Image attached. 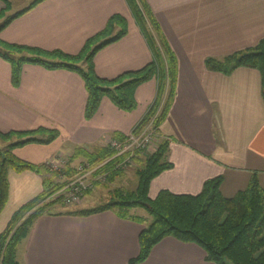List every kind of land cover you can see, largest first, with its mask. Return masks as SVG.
<instances>
[{
  "label": "crops",
  "instance_id": "crops-1",
  "mask_svg": "<svg viewBox=\"0 0 264 264\" xmlns=\"http://www.w3.org/2000/svg\"><path fill=\"white\" fill-rule=\"evenodd\" d=\"M146 2L177 59L175 93L159 125V135L170 138L167 156L172 167L150 181L148 195L154 198L161 189L195 194L205 180L216 176L222 177L219 188L226 197L244 189L253 175L264 187L260 72L239 66L225 74L205 64L208 57L253 47L264 37V0ZM3 7L0 0V11ZM116 13L126 19V32L93 57L96 73L114 78L152 60L126 0H39L3 26L0 39L76 54ZM156 91L153 77L136 87L134 109L122 110L104 96L96 112L86 118L88 95L78 72L24 62L14 85L11 65L0 55V131L58 130L48 143L29 142L13 149L18 158L40 165L60 153L73 154L77 147L100 148L114 133H129L148 111ZM43 182V170H8L0 232L22 204L43 191ZM132 212L143 220L120 216L112 209L87 215L41 214L16 247L17 264H129L140 250L139 233L150 221ZM135 264L215 263L205 259L199 245L166 236Z\"/></svg>",
  "mask_w": 264,
  "mask_h": 264
},
{
  "label": "trees",
  "instance_id": "trees-1",
  "mask_svg": "<svg viewBox=\"0 0 264 264\" xmlns=\"http://www.w3.org/2000/svg\"><path fill=\"white\" fill-rule=\"evenodd\" d=\"M37 1L39 0H34L28 7L11 14L1 22L0 29ZM126 2L152 52V60L144 67L125 71L114 78L101 77L96 73L93 64L95 53L126 32V19L116 13L110 16L102 30L85 41L76 54L66 53L60 49L46 50L9 43L0 39V55L11 65L12 83L14 85L19 83L21 66L24 62L40 63L48 68L63 67L74 70L84 80L88 95L84 115L90 118L104 96L122 110L134 109L137 104L134 96L136 87L156 77L155 99L130 132H140L153 117L152 125L159 133V125L175 93L177 59L146 0H126ZM3 10L0 11V15L4 13ZM205 64L208 69L225 74L231 73L239 66L258 69L264 100V37L253 47L220 58L208 57ZM58 134L56 129L43 127L25 131H0V139L7 142L0 149V212L8 196V170L41 171L45 166V163L35 165L18 158L13 153V149L29 142L48 143ZM124 136L125 134L122 133L113 134V137L118 139H123ZM160 137L155 147L142 151L134 157L133 161L138 163L137 184L134 189L114 187L109 190V199L102 205L60 213L87 215L112 209L120 216L142 221L141 217L130 214L129 209L132 207L146 209L151 220L140 231V250L129 260V264L143 261L151 248L166 236L199 245L205 251V259L215 264H264V187L258 177L253 175L248 185L231 197H226L220 192L222 177L216 176L205 180L198 193H174L161 189L154 198H151L148 195L150 181L163 170L172 167L167 156L170 138ZM111 154L113 150L108 145H104L93 152L77 147L72 155L73 158L83 156L95 162ZM122 173L123 171L113 172L110 175V182ZM43 183V191L22 204L0 232V264H17L18 243L27 235L33 221L39 215L46 213L47 204H39L46 198L48 190L49 192L52 190V180L50 177H45Z\"/></svg>",
  "mask_w": 264,
  "mask_h": 264
},
{
  "label": "rangeland",
  "instance_id": "rangeland-1",
  "mask_svg": "<svg viewBox=\"0 0 264 264\" xmlns=\"http://www.w3.org/2000/svg\"><path fill=\"white\" fill-rule=\"evenodd\" d=\"M30 1L31 0H2L4 7L1 10L4 9L3 10L4 13L0 15L1 16L0 21L3 22L11 14H15L18 11L24 9L25 8L24 6L28 4ZM160 138L161 137L159 136L158 139ZM110 139L105 145L109 146L108 143ZM6 143L7 142H4V140L0 139V149L4 147ZM100 147H103V146H100ZM82 148L83 150L84 148H86L85 150L89 152H93L98 149V147L97 148L82 147ZM58 156H60L58 160L60 161L58 162L60 166L58 165V167H54L48 162H46L45 166L41 169L43 170L44 178L50 177L52 180V190H50V192L48 190L47 192L48 194L46 198L39 204V205L47 204L46 213H60V212L75 211L78 209H87V208L99 206V205L104 204L109 199V190H111L112 188L123 187L125 189L132 190L135 188L137 184L136 168L138 167V163L133 162V165L128 167L125 171H123L122 176H117L113 182L109 181L107 183L97 184L96 187L99 186V188L95 190L96 188L95 187L93 189L95 191L92 192V194L90 195V197H88V199H86L87 194L93 190H91L86 195H83L80 198H77L75 200L70 199L68 196L69 195L68 193L62 195L60 194V192H58L59 187L67 182L68 178L73 173L75 167H77L81 162L85 163L89 160L83 156L73 158L72 154L69 155L66 153H60L58 154ZM132 211H137L138 213H142L143 214L142 216H145L148 219V221L151 220L150 214L143 207H132L129 209V213L133 214Z\"/></svg>",
  "mask_w": 264,
  "mask_h": 264
},
{
  "label": "built area",
  "instance_id": "built-area-1",
  "mask_svg": "<svg viewBox=\"0 0 264 264\" xmlns=\"http://www.w3.org/2000/svg\"><path fill=\"white\" fill-rule=\"evenodd\" d=\"M152 119L153 117L138 133L129 132L123 139L112 137L108 144L113 154L95 162H81L67 182L59 187L58 192L62 195L68 193L69 198L75 200L93 190L97 184L109 182L113 172L125 171L132 166L138 153L155 147L160 140L158 131L152 125ZM59 157L56 155L47 162L58 167Z\"/></svg>",
  "mask_w": 264,
  "mask_h": 264
}]
</instances>
